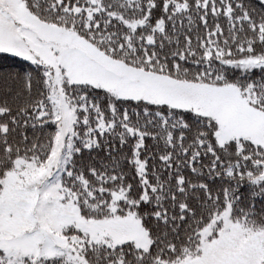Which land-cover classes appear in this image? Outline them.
<instances>
[{
  "label": "snow or ice",
  "instance_id": "6c2138e0",
  "mask_svg": "<svg viewBox=\"0 0 264 264\" xmlns=\"http://www.w3.org/2000/svg\"><path fill=\"white\" fill-rule=\"evenodd\" d=\"M0 264H264V0H0Z\"/></svg>",
  "mask_w": 264,
  "mask_h": 264
},
{
  "label": "trees",
  "instance_id": "16d2710c",
  "mask_svg": "<svg viewBox=\"0 0 264 264\" xmlns=\"http://www.w3.org/2000/svg\"><path fill=\"white\" fill-rule=\"evenodd\" d=\"M21 102H22V101H21ZM256 203H257V207H259V205H260V203H261V201L259 200V198H257Z\"/></svg>",
  "mask_w": 264,
  "mask_h": 264
}]
</instances>
